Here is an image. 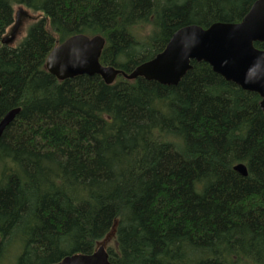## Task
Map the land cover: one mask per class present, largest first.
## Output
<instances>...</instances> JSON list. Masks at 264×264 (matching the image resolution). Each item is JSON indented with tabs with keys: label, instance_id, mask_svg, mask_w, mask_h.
I'll return each mask as SVG.
<instances>
[{
	"label": "trees",
	"instance_id": "16d2710c",
	"mask_svg": "<svg viewBox=\"0 0 264 264\" xmlns=\"http://www.w3.org/2000/svg\"><path fill=\"white\" fill-rule=\"evenodd\" d=\"M254 1L0 0V40L15 5L38 13L17 46L0 42V120L19 108L0 134V264L101 244L112 264H264L258 94L205 62L176 85L45 69L66 38L99 34L100 63L130 72L179 28L239 22Z\"/></svg>",
	"mask_w": 264,
	"mask_h": 264
},
{
	"label": "water",
	"instance_id": "95a60500",
	"mask_svg": "<svg viewBox=\"0 0 264 264\" xmlns=\"http://www.w3.org/2000/svg\"><path fill=\"white\" fill-rule=\"evenodd\" d=\"M21 12L19 9L16 13L9 35L1 38L2 44H9L15 38ZM104 42L101 35H72L51 49L45 69L58 80L96 74L110 84L121 75L128 80L143 77L163 85H176L191 68L192 61L205 62L225 80L258 94L264 114V50L254 46V42L264 43V0H255L239 22H215L208 27L191 24L179 28L162 51L130 72L100 63ZM18 111L19 108L11 109L2 117L0 134ZM233 169L244 176L247 174L242 163L235 164ZM53 264L112 263L101 244L91 254L68 255Z\"/></svg>",
	"mask_w": 264,
	"mask_h": 264
},
{
	"label": "rangeland",
	"instance_id": "374dc122",
	"mask_svg": "<svg viewBox=\"0 0 264 264\" xmlns=\"http://www.w3.org/2000/svg\"><path fill=\"white\" fill-rule=\"evenodd\" d=\"M19 8H22L23 13L20 16L19 19V29L17 31V34L14 38V40L12 41L11 46H17L21 40L23 39V37L25 36L27 29L29 27V25L32 23V21L36 18V16L38 15V13H35L29 9H26L24 6L22 5H15L14 6V11L16 12ZM11 29V27H9L8 31ZM8 35V34H7Z\"/></svg>",
	"mask_w": 264,
	"mask_h": 264
},
{
	"label": "bare ground",
	"instance_id": "6f19581e",
	"mask_svg": "<svg viewBox=\"0 0 264 264\" xmlns=\"http://www.w3.org/2000/svg\"><path fill=\"white\" fill-rule=\"evenodd\" d=\"M2 240V239H1Z\"/></svg>",
	"mask_w": 264,
	"mask_h": 264
}]
</instances>
